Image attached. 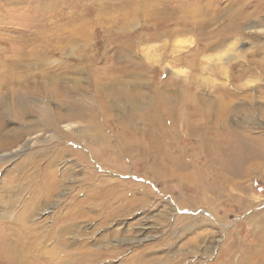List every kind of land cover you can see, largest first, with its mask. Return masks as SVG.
Returning a JSON list of instances; mask_svg holds the SVG:
<instances>
[{
    "label": "rangeland",
    "instance_id": "rangeland-1",
    "mask_svg": "<svg viewBox=\"0 0 264 264\" xmlns=\"http://www.w3.org/2000/svg\"><path fill=\"white\" fill-rule=\"evenodd\" d=\"M0 215L63 264H264V0H0Z\"/></svg>",
    "mask_w": 264,
    "mask_h": 264
},
{
    "label": "bare ground",
    "instance_id": "bare-ground-1",
    "mask_svg": "<svg viewBox=\"0 0 264 264\" xmlns=\"http://www.w3.org/2000/svg\"><path fill=\"white\" fill-rule=\"evenodd\" d=\"M35 201L36 197L32 194L26 200L23 199L22 202L17 200V198H13V196L7 199L4 198L2 200V208L5 211L4 215L7 217L11 215L10 213H14L15 222L17 221L19 224L21 222L18 219L21 221L29 220L31 219L29 216L33 213ZM29 203L31 205L30 207ZM18 206L22 209L19 210ZM11 222L13 225L6 224L5 229L3 226L0 228L2 231L0 233V264H63L64 259L60 255L61 253L51 255L48 250L38 245V241L35 242V237L39 238L41 236V232L35 230L37 226L34 225L29 229L25 226V228H22V232H18L17 230L14 233V228H16L15 222L12 220Z\"/></svg>",
    "mask_w": 264,
    "mask_h": 264
}]
</instances>
